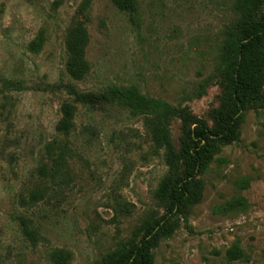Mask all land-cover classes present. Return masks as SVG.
Listing matches in <instances>:
<instances>
[{
    "label": "rangeland",
    "instance_id": "obj_1",
    "mask_svg": "<svg viewBox=\"0 0 264 264\" xmlns=\"http://www.w3.org/2000/svg\"><path fill=\"white\" fill-rule=\"evenodd\" d=\"M84 1L0 0V264H59L55 250L69 253L65 264H101L166 213L155 197L167 173L162 154L142 117L115 105L76 104L66 174L40 175L52 164L47 147L61 139L67 84L83 93L135 85L208 126L222 101L216 67L234 0H134L135 12L112 0H88L82 10ZM74 21L89 34L91 70L81 81L65 69ZM169 130L178 151L181 120L173 117ZM240 131L200 174V199L168 219L154 264H227L235 243L244 257L230 264H264V103L245 110ZM239 198L243 205L231 208Z\"/></svg>",
    "mask_w": 264,
    "mask_h": 264
},
{
    "label": "trees",
    "instance_id": "obj_2",
    "mask_svg": "<svg viewBox=\"0 0 264 264\" xmlns=\"http://www.w3.org/2000/svg\"><path fill=\"white\" fill-rule=\"evenodd\" d=\"M112 1L120 9L136 11L134 0ZM88 3L85 0L81 9L84 10ZM263 6L264 0H234L233 9L237 17L225 31L216 67L223 97L219 106L211 111L212 126L193 117L185 108L179 109L164 100L142 94L135 85H114L90 93L80 92L72 84L66 85L72 100L65 101L60 107L61 116L55 131L61 139L53 140L47 147L52 164L49 170L47 165H43L40 175L55 179L66 174L61 170L70 155L68 137L75 126L76 104L89 107L110 104L141 116L154 153L161 152L167 167V173L155 190V197L166 203L164 216L160 220L145 223L140 228L142 235L137 241L123 243L106 254L101 264H154L153 248L158 244L168 219L174 214L183 213L200 199V174L209 169L223 146L240 139L245 110L252 105H263L264 13H259ZM41 39L38 35L31 46L37 48ZM88 43L89 34L85 23L74 21L65 37V69L73 80L81 81L90 74L91 66L86 58ZM200 86L205 90V83ZM173 117L179 118L182 123L183 137L178 151L172 144L169 130V122ZM243 202L239 198L237 202L229 203V206L241 207ZM184 220L188 223L186 217ZM23 229L26 234L29 233L25 224ZM243 257L244 252L236 243L226 251L227 264ZM51 258L56 263L65 264L70 255L63 250H55Z\"/></svg>",
    "mask_w": 264,
    "mask_h": 264
}]
</instances>
